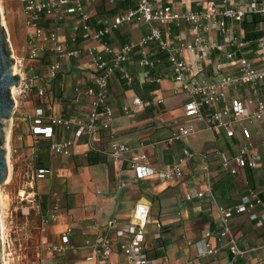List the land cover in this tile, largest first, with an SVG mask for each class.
I'll return each instance as SVG.
<instances>
[{
    "label": "crops",
    "instance_id": "1",
    "mask_svg": "<svg viewBox=\"0 0 264 264\" xmlns=\"http://www.w3.org/2000/svg\"><path fill=\"white\" fill-rule=\"evenodd\" d=\"M122 1L95 0L91 8L98 16L110 17L120 10L117 4ZM17 2V29L12 23L10 28L18 52L16 55L22 56L25 53L27 33L31 29L25 27L21 2ZM134 5L135 0L128 1L127 6ZM42 25L55 29L59 39L67 42L77 28L73 17L58 20L53 16H44ZM144 30V26L136 24L122 25L113 31L109 40L120 44L138 39L144 34ZM37 43L43 46L44 56L49 57L48 46L39 40ZM186 57L192 59L190 56ZM211 59L210 65L204 66L207 81L216 80L217 75L227 70L232 71L228 67L217 69L218 64L225 63L221 51L212 54ZM46 60L47 58L43 59L45 63L48 61ZM40 62L27 61L26 65L38 72L45 65ZM161 64L160 68L168 67L166 62ZM126 65L132 71L134 82L127 86L117 76H112L107 90V101L115 115L109 129L113 134L112 140L133 147L132 154L146 155L147 163L155 170L175 165L187 150L199 155L182 166L179 179L160 180L156 175H151L147 179L131 181L121 186L120 180H131L133 170L126 161L118 162L104 153L103 150H106L109 143L106 130L101 139L92 140L85 136L76 138L72 132L54 126L53 132L57 138H71L74 143L70 147V154L63 155L49 150L45 139H38L37 158L50 169L49 175L38 182V190L47 199L43 212L46 213L53 205L58 204L62 216L56 221H50L41 233L38 230L39 214L33 211L28 216H20L13 211L16 196L11 201L10 194H5L7 205L2 214L4 233L22 245L20 250L9 249L13 254L19 253L21 256L16 261L11 258L10 264H100L96 259L86 260V256H94L90 248L59 254L45 246L59 243L60 233L67 226L73 230L70 241L80 245L86 237L94 238L103 234L101 228L110 220H115L116 223L104 232L112 247L106 264H123L124 255L118 247L121 241L119 231L129 222L137 201L149 205L151 216V221L145 228V249L149 256L157 257L162 263L197 264L194 244L206 233H212L208 242L214 247L218 246L219 250L215 255L200 258L201 264H264V223L262 227L253 228L246 214L233 213L228 219L231 234L241 254L230 255L215 240L216 231L220 228L219 207H231L248 188L255 190L264 199L263 125L242 120L235 124L234 136L227 138L224 130L206 129L196 121L191 122L199 129L196 133L171 140L169 138L176 131V126L184 120L181 106L187 96L180 90L175 91L177 85L170 75H166L161 84H155V88L147 94L144 93L146 85L151 83L141 81V68L136 63V57L129 59ZM93 78L94 68L86 55L78 59L65 58L57 77L46 85L44 98L36 101L30 96L25 100V112L30 113L37 104H42L44 117H80L89 110L91 97L84 90L93 86ZM77 91H80L79 94ZM248 91V87L244 85L231 89L229 93L245 98L249 95ZM133 95L146 97H140L145 102V107L123 114L121 108L131 104ZM258 95L264 98V82L259 86ZM158 99H163V102L157 103ZM5 127L8 136L5 135L4 146L9 151L12 167L9 180L15 175L22 178L24 172L31 170L34 165L28 124L20 114H14L4 126V134ZM244 129L248 136H245ZM213 148L219 149L228 158L251 148L260 155V162L255 168H237L236 173L229 174L217 155L202 154ZM90 151L100 153L104 160L97 164H87L86 155ZM231 164L235 166L234 162ZM205 165L207 170L204 169ZM190 191L198 196L187 199L186 194ZM23 223H27V227L22 228L20 224ZM156 223L161 225L160 230L156 229Z\"/></svg>",
    "mask_w": 264,
    "mask_h": 264
},
{
    "label": "built area",
    "instance_id": "2",
    "mask_svg": "<svg viewBox=\"0 0 264 264\" xmlns=\"http://www.w3.org/2000/svg\"><path fill=\"white\" fill-rule=\"evenodd\" d=\"M94 1L19 0L24 25L31 30L27 33L25 53L22 56H17L10 45L14 57L13 66L17 68L13 73L19 75L18 85L11 88V98L14 101L11 117L20 114L28 124L34 165L22 176L13 211L23 217L36 211L40 216L38 230L41 233L50 221H56L62 216V211L58 204L53 205L46 213L42 211L38 182L49 175L50 169L37 165L38 139H45L49 150L63 155L70 154V147L74 143L71 138H57L53 132L54 126L72 132L76 138L85 136L92 140L101 139L106 130L109 143L106 150H103L104 153L118 162L126 161L133 170L131 180H120L121 186L131 181L147 179L151 175H156L160 180L179 179L182 166L199 155L187 150L175 165L155 170L147 163L146 155L132 154L133 147L112 140L113 134L109 129L115 115L107 101V90L112 76H117L127 86L134 82L132 71L126 65L129 59L136 57V63L141 68V81L144 83L161 84L162 79L170 75L177 85L175 91L180 90L187 96L181 106L184 120L176 126V131L169 139L179 140L196 133L199 129L191 123L196 121L206 129L224 130L227 138L234 136L235 124L245 119L264 127V98L258 95L259 86L264 82V35L256 39H245L244 28L241 27L244 18L264 14V0H135L133 7L127 6L110 17L98 16L91 8ZM44 16H53L58 20L65 17L75 19L77 28L69 42L60 40L55 29L42 25ZM127 24L144 26V34L138 39L120 44L109 40L114 30ZM37 40L47 45L50 51L46 63L40 62L44 56V48ZM217 51H221L225 59V63L218 64L217 69L228 67L232 71L227 70L217 75L216 80L207 81L204 66L210 65L211 56ZM82 55L89 58L94 68L93 86L84 90L91 97L89 110L80 117H44V107L37 104L32 112H25L23 104L30 96L36 101L44 98L45 87L59 74L63 59H78ZM186 56L192 59L189 60ZM27 61L45 64L44 69L34 72L33 67L26 65ZM162 62H166L168 67L160 68ZM244 85L249 90V95L245 98L229 93L231 89ZM79 92L77 91L78 94ZM156 102L161 104L163 99ZM144 107L145 102L133 95L131 104L123 106L121 111L128 114ZM243 132L248 136L247 130L244 129ZM202 154L217 155L229 174L236 173L237 168H255L260 162V155L251 148L230 158L217 148ZM125 155L129 157L126 158ZM232 162L235 166H232ZM204 169H208L207 165ZM186 195L187 199L198 196L192 191ZM218 211L220 228L215 234L217 244L230 255L241 254L231 234L228 219L233 213L246 214L251 227H262L264 199L255 190L248 188L231 207H219ZM131 213L129 222L119 231L121 241L118 247L124 255L123 264H165L157 257L149 256L144 246L145 228L151 221L149 205L137 201ZM115 223V220H110L101 228L103 234L94 238L86 237L80 245L70 241L73 230L67 226L60 233V242L46 244L45 248L59 254L90 248L94 256L88 255L86 260L96 259L100 264H106L112 247L104 232ZM20 225L25 228L28 224ZM155 227L160 230L161 225L156 223ZM211 234L206 233L194 244L197 264H201L200 258L215 255L219 250L218 246L209 244ZM21 247V243H17L10 235L2 237L0 234L2 264L8 253H11V258L18 260L20 254H13L9 249L20 250Z\"/></svg>",
    "mask_w": 264,
    "mask_h": 264
},
{
    "label": "water",
    "instance_id": "3",
    "mask_svg": "<svg viewBox=\"0 0 264 264\" xmlns=\"http://www.w3.org/2000/svg\"><path fill=\"white\" fill-rule=\"evenodd\" d=\"M14 57L10 49L8 35L0 19V184L6 179L8 167L4 148V121L11 119L14 101L11 98V88L18 85L19 75L13 73ZM1 257V250H0ZM0 264L1 258H0Z\"/></svg>",
    "mask_w": 264,
    "mask_h": 264
},
{
    "label": "trees",
    "instance_id": "4",
    "mask_svg": "<svg viewBox=\"0 0 264 264\" xmlns=\"http://www.w3.org/2000/svg\"><path fill=\"white\" fill-rule=\"evenodd\" d=\"M129 0H123L122 2H118L117 7H120L121 9H124L127 7ZM241 27L244 28V38L245 39H256L259 38L260 36L264 35V14H259V15H251L249 17H246L243 19ZM44 60L46 58H48L47 55L43 56ZM42 59V63H45V61H43ZM155 84L151 83L149 85H146V88L144 89V93H148L149 90H152ZM141 98L145 99L146 97L144 96H140ZM104 157L100 154V153H96V152H88L86 155V162L87 164H97L100 161H103ZM37 165L41 166L43 168H48V166L41 162V161H37ZM41 199H42V211L45 210L46 207V203H47V199L46 197L41 195Z\"/></svg>",
    "mask_w": 264,
    "mask_h": 264
},
{
    "label": "rangeland",
    "instance_id": "5",
    "mask_svg": "<svg viewBox=\"0 0 264 264\" xmlns=\"http://www.w3.org/2000/svg\"><path fill=\"white\" fill-rule=\"evenodd\" d=\"M0 7H1V13H2V17L5 20V25L7 27L6 32L8 35V40H9V44L12 46V48L14 49V53L18 54V52L16 51V44L13 40V35H12V31L10 28L11 23L13 25H15L16 29H17V23L19 21V19L17 18V10H18V2L17 0H0ZM7 121H4V126L6 125ZM21 176H13V178L11 180H9V182L5 183V180L0 184V188H1V192L3 194H10V200L16 196V193L18 191V189L21 187V181L23 178H20ZM12 199V200H13ZM6 200V199H5ZM11 200V201H12ZM7 202V200H6ZM14 260L16 261V258H14Z\"/></svg>",
    "mask_w": 264,
    "mask_h": 264
},
{
    "label": "bare ground",
    "instance_id": "6",
    "mask_svg": "<svg viewBox=\"0 0 264 264\" xmlns=\"http://www.w3.org/2000/svg\"><path fill=\"white\" fill-rule=\"evenodd\" d=\"M0 19H1V23L4 25L5 29H7V27L5 25V20L2 17L1 7H0ZM13 70L16 72L17 68H15V66H13ZM7 131H6V127H5V135H6V137L8 136L6 134ZM6 147H7V144H6ZM7 150H9V149H7ZM6 161H7V167H8V174H7L5 183L9 181L10 176H11V170H12V167L10 166V162H9V151L6 153ZM5 197H6V195L1 192V188H0V234H1L2 237H5V233H4V226H5L4 224L5 223H4V217L2 215L3 214V209L7 205ZM10 255H11V253H8V254H6V256H4L3 264H10V261H11Z\"/></svg>",
    "mask_w": 264,
    "mask_h": 264
}]
</instances>
